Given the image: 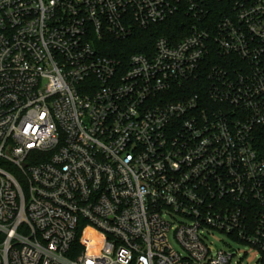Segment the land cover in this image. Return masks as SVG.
Segmentation results:
<instances>
[{"label": "built area", "instance_id": "built-area-1", "mask_svg": "<svg viewBox=\"0 0 264 264\" xmlns=\"http://www.w3.org/2000/svg\"><path fill=\"white\" fill-rule=\"evenodd\" d=\"M216 235L264 264V0H0V264H233Z\"/></svg>", "mask_w": 264, "mask_h": 264}, {"label": "trees", "instance_id": "trees-1", "mask_svg": "<svg viewBox=\"0 0 264 264\" xmlns=\"http://www.w3.org/2000/svg\"><path fill=\"white\" fill-rule=\"evenodd\" d=\"M225 3H220L212 8L208 21H215L223 12ZM192 20L185 13H180L160 25H153L147 29L136 28L130 37L117 39L109 36L100 47L103 56L126 62L133 54L148 55L154 52V47L160 38L168 39L172 44H177L190 33ZM194 90V89H193Z\"/></svg>", "mask_w": 264, "mask_h": 264}, {"label": "rangeland", "instance_id": "rangeland-1", "mask_svg": "<svg viewBox=\"0 0 264 264\" xmlns=\"http://www.w3.org/2000/svg\"><path fill=\"white\" fill-rule=\"evenodd\" d=\"M213 242V249L222 250L227 249V245L232 246L237 250V255L233 260V264H254V257L252 255H246L247 252L251 253L250 249L244 245L231 241L228 237L224 235H216L210 240Z\"/></svg>", "mask_w": 264, "mask_h": 264}]
</instances>
